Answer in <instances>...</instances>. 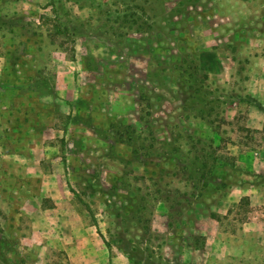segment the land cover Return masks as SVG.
Wrapping results in <instances>:
<instances>
[{
    "label": "rangeland",
    "instance_id": "1",
    "mask_svg": "<svg viewBox=\"0 0 264 264\" xmlns=\"http://www.w3.org/2000/svg\"><path fill=\"white\" fill-rule=\"evenodd\" d=\"M26 8L48 53L0 60V264H264V0Z\"/></svg>",
    "mask_w": 264,
    "mask_h": 264
},
{
    "label": "crops",
    "instance_id": "2",
    "mask_svg": "<svg viewBox=\"0 0 264 264\" xmlns=\"http://www.w3.org/2000/svg\"><path fill=\"white\" fill-rule=\"evenodd\" d=\"M28 1L29 0H0V31L2 30V32H4L1 44L4 46V53L0 51V60L4 59L5 56L7 58L16 56L18 57L16 68L23 69L25 62H31L36 70L38 64L42 62L44 54L48 53V50L39 45L37 40L38 34H27V31L24 30L23 11L27 9L26 6ZM2 19L7 20L5 21ZM28 37H34V39L31 40ZM4 66H6L11 73L16 72L13 69V61H7ZM22 69H20L21 73H23ZM250 200L253 209H264L262 199L258 193L255 198L254 195L250 194Z\"/></svg>",
    "mask_w": 264,
    "mask_h": 264
},
{
    "label": "trees",
    "instance_id": "3",
    "mask_svg": "<svg viewBox=\"0 0 264 264\" xmlns=\"http://www.w3.org/2000/svg\"><path fill=\"white\" fill-rule=\"evenodd\" d=\"M257 106L264 111V104L258 100H256Z\"/></svg>",
    "mask_w": 264,
    "mask_h": 264
}]
</instances>
